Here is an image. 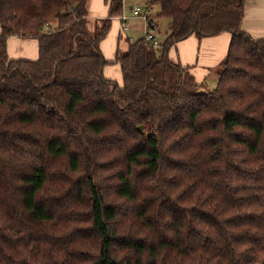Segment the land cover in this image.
Returning a JSON list of instances; mask_svg holds the SVG:
<instances>
[{"label":"trees","instance_id":"obj_1","mask_svg":"<svg viewBox=\"0 0 264 264\" xmlns=\"http://www.w3.org/2000/svg\"><path fill=\"white\" fill-rule=\"evenodd\" d=\"M248 0H148L161 48L129 41L104 76L89 0H0V264H264V37ZM149 16V28H154ZM231 33L214 90L170 49ZM12 35L39 42L11 59Z\"/></svg>","mask_w":264,"mask_h":264},{"label":"crops","instance_id":"obj_2","mask_svg":"<svg viewBox=\"0 0 264 264\" xmlns=\"http://www.w3.org/2000/svg\"><path fill=\"white\" fill-rule=\"evenodd\" d=\"M90 1L89 7L93 16H96L95 18H98V20H105L109 16V5L106 0ZM149 14L154 18L151 13ZM157 14H159V12ZM88 19H90V16ZM114 20H117L118 26H120V23L122 25L121 16L113 17L112 22H114ZM154 21L156 20L153 19V22ZM154 25L156 27L158 23H154ZM241 28L254 38L264 37V0H248L246 2L245 15L242 19ZM125 31L129 32V30ZM166 32L163 38L159 39L161 42L164 41ZM112 34L113 33H111L107 40L103 39L100 44L101 51L105 59L109 62V64L105 66L103 73L107 79L114 80L119 85H123L124 79L121 67L115 62L117 51L121 50L120 43L116 42ZM231 37V33L229 32L202 38L192 35L174 45L169 51V57L173 62L179 63L184 67H189V71L195 77V80L204 85L210 72L219 68L226 58ZM7 49L11 59L36 60L39 56V42L35 38L12 35L8 38ZM36 52L37 56L35 57L34 54H36ZM118 74L120 75L121 81H118L119 79L115 77Z\"/></svg>","mask_w":264,"mask_h":264},{"label":"rangeland","instance_id":"obj_3","mask_svg":"<svg viewBox=\"0 0 264 264\" xmlns=\"http://www.w3.org/2000/svg\"><path fill=\"white\" fill-rule=\"evenodd\" d=\"M147 1L148 0H124L123 12L120 16L128 17L127 24L129 26V32L123 30L121 23L120 26H118L117 20H114V22H112V28L110 29L109 33L104 38V40H107V38H109L111 33H113L112 34L113 37L115 38L116 42L120 43V49L123 51L128 48L129 41H136L142 37H145L147 33L146 31L147 21L142 19L141 17L139 18L133 16L132 10L136 6H140L143 12L148 11L149 13H151V15L154 17L153 19L156 20L154 21V23L155 24L158 23V26L151 28L150 32L156 35L158 39H162L163 36L165 35L166 29L168 28L169 19L166 18L159 19L156 15L160 11V6L156 4L149 7ZM90 2L91 1L89 0L88 7ZM89 16L90 19H88L87 22V30L93 36L98 30V28L100 29V26L102 25L101 24L102 20L101 19L98 20V18H95L96 16H93L90 7H89ZM34 55L36 57L37 52ZM221 67L222 65H220L219 68L214 69L210 72L206 81L204 82L203 91L214 90L216 88L218 82V74L222 69ZM115 77L119 79L118 81H121L119 74Z\"/></svg>","mask_w":264,"mask_h":264},{"label":"built area","instance_id":"obj_4","mask_svg":"<svg viewBox=\"0 0 264 264\" xmlns=\"http://www.w3.org/2000/svg\"><path fill=\"white\" fill-rule=\"evenodd\" d=\"M132 14L134 17H141L142 19L147 21V26H146V35L145 37L147 38V40L155 47V48H161L162 46V42L156 37V35H154L152 32H150V28H149V12H143L140 6H136L133 10H132ZM127 18L128 17H121V21H122V26L123 29L125 30H129V26L127 24Z\"/></svg>","mask_w":264,"mask_h":264}]
</instances>
